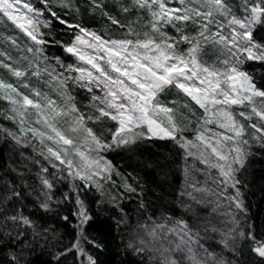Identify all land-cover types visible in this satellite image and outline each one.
<instances>
[{"label":"trees","instance_id":"16d2710c","mask_svg":"<svg viewBox=\"0 0 264 264\" xmlns=\"http://www.w3.org/2000/svg\"><path fill=\"white\" fill-rule=\"evenodd\" d=\"M23 1L43 13L38 17V32L45 43L36 45L21 30L0 20V46L12 57L10 62L14 66L22 64L20 67L27 68L30 63L26 64V58L39 56L37 66L40 69H54L64 77L79 75L67 71L68 65L75 67L76 64L74 56L65 51V46L73 42L78 32L68 25L78 24L105 40L144 39V33H150L146 27L151 19L150 13L131 8L130 0H97L103 4L102 10H94L91 0H71V7H63V0ZM241 2L229 0L237 16L242 15ZM169 5L181 7L178 0H171ZM124 7L131 11H122ZM49 8L59 20L51 16ZM108 16L118 20L119 24H113ZM60 20L66 23L62 24ZM130 28L132 32H129ZM182 28L183 34L197 37V25L189 23ZM163 31L171 37L180 35L171 25H165ZM253 36L256 42L264 44V24L255 26ZM8 37L14 38L16 45H12ZM27 46L32 47L33 55L27 51ZM190 46L187 42L180 43L178 50L186 52ZM35 49L42 51L37 54ZM22 50L25 59L18 55ZM224 51L222 45L201 40L199 58L218 66V61L229 58ZM239 68L252 77L258 89L264 90V62L245 60ZM0 77L19 83L13 76L9 77L5 69ZM48 78L46 74L42 75L40 88ZM49 90L46 89L52 96L59 97L56 91ZM66 91L80 113L93 117L92 120L86 119V127L91 128L103 144L112 145L98 153L110 163L111 171L97 185L81 180L68 168L60 169L53 161L56 158L41 144L18 145L6 134L17 133L13 129L14 122L8 118L11 115L9 109L0 97V264H80L74 247L79 239L83 251L95 264H161L164 257L150 247L133 243L131 232L141 223L176 226L178 221H185L193 233L199 234V243L191 245L198 255L203 257L206 252L212 253L215 261L222 264H264V257L253 251L256 244L250 238L264 242V139L249 127L250 123L256 122L255 118L248 122L237 115L245 125L241 139L247 141V145H243L247 158L237 173L239 200L243 208L237 209L235 202L229 199L237 194V189L221 184L219 170L210 166L216 162V157L206 160L193 153L189 155L179 141L180 138L192 141L205 150L209 158L213 155L196 139L199 132L204 131L206 137L217 139L221 137L214 133H233L214 122L205 126L204 110L175 86L159 94L158 99L169 106L170 101H176L180 106L183 116L178 113L177 123L181 131L177 133V139L141 135L135 143L127 145L113 143L112 134L118 127L116 121L109 118L95 120L100 101L93 97L103 98L102 89L87 81L68 79ZM185 104L187 108L182 107ZM231 111L238 114L250 109L232 106ZM163 126L167 127L166 122ZM143 131L144 127L134 129L136 134H143ZM89 145L93 147L90 141L86 146ZM234 146L228 141L221 145V149L227 153ZM88 153L97 156V151ZM45 179L52 185L50 189L43 184ZM194 188L211 191L196 192ZM78 200L89 217L80 229ZM44 204L48 207H42ZM13 216L17 217L16 221L10 219ZM20 217L27 218L30 223L24 224ZM230 229L234 232L225 237ZM225 239L227 246L222 243ZM174 258L178 264H187L184 253L175 254Z\"/></svg>","mask_w":264,"mask_h":264},{"label":"snow or ice","instance_id":"6c2138e0","mask_svg":"<svg viewBox=\"0 0 264 264\" xmlns=\"http://www.w3.org/2000/svg\"><path fill=\"white\" fill-rule=\"evenodd\" d=\"M170 2L171 0H130L131 8L144 9L150 13L151 19L146 24L150 33L145 32L144 39L104 40L95 32L78 24L68 25L78 32L73 42L65 46V51L90 66L68 65L67 71H75L79 74L76 77H64L62 73H55L54 69H40L38 66L29 71L32 68L31 63L29 69L14 66L10 62L12 57L8 52L0 50V68L7 70L18 81H22V84L17 86L0 78V94L11 103L12 112L21 117L19 121L21 125L25 123L23 117L26 114L32 113L36 116V123L43 127L30 128L29 131L39 136L41 142L46 139L56 145L55 148L48 147L51 156L61 164H67L69 169L73 168L74 160L67 157L69 155L79 157L82 166L91 174L80 175L78 172L75 174L80 175L81 180L91 181L93 176L111 171L110 163L103 161L98 153L99 150L110 148L112 145L103 144L96 133L86 127V119L92 120L93 117H85L76 108L72 97L66 91L67 80L87 81L96 87H102L104 97H93L94 100L100 101L97 106L99 114L95 120L109 118L118 122V127L112 134L113 143L117 145L135 143L141 135H147L149 138L177 139V133L181 131L177 123L178 113L183 116L180 106L176 101H170L171 106H169L158 99L159 94L170 86H175L203 109L206 117L210 115L216 122L222 120L219 127L233 133V135L214 133L213 135H218L221 139L212 143L205 136L204 131H201L196 139L216 157V162L210 166L219 170L221 184L237 189V194L229 199L235 202L237 209H242L237 173L244 167L247 158L246 149L243 147L247 145V141L241 139L245 133V125L237 119V115L248 122L255 118L256 122L250 123L249 127L254 133L261 134L260 139H264V90L258 89L252 77L241 71L239 65L245 60L264 62V44L256 42L253 36L255 26L264 24V0H242L239 6L242 9L240 16L235 14L229 0H178L181 7H169ZM91 4L94 10L103 9V4L98 3L97 0H91ZM62 6L71 7V0H63ZM48 11L52 17L59 20L55 12L50 8ZM122 11L130 12L131 9L124 7ZM0 14L12 21L16 28L36 45L45 43L41 38L42 34L38 32L40 24L38 17L43 13L37 12L30 3L23 0H0ZM104 15L108 14L104 13ZM108 19L113 24H119V21L111 16H108ZM59 22L66 23L63 20ZM189 23L198 26L199 39L183 34L182 26ZM165 25H171L180 35L169 36L163 31ZM212 25L217 27V31L207 36L206 33L210 32ZM225 28L230 30L227 36L222 34ZM129 32H132L131 28ZM85 36H90L92 39L86 40ZM7 39L12 45H16L17 41L14 38ZM201 40H211L213 44L222 45L226 50L223 54L229 58L218 61L219 66L204 64L199 58ZM184 42L191 46L186 52H180L178 46ZM85 48L92 49L95 54L85 51ZM28 51L32 52L33 49L28 48ZM37 51L42 50L37 49ZM101 52L103 55L100 54ZM44 74L49 77L45 83L58 93L59 101L39 87L40 78ZM30 77L37 78V86L30 83ZM53 84H55L54 88ZM20 87L27 89L28 94L21 91ZM187 106L185 104L182 107L187 108ZM232 106H243L250 111L234 114L231 111ZM8 118L15 119V115ZM164 122L167 127L163 126ZM204 123H213V120L206 118ZM141 125H146L147 133H134V129ZM89 141L95 145L90 151H97V158H92L84 150ZM228 141L236 146L229 148L227 153L216 146ZM182 146L188 149L199 147L192 141H184ZM191 154L189 152V155ZM201 158H204L203 153ZM93 168L96 171L93 172ZM42 182L49 189L52 187L48 180ZM194 191L211 190L194 188ZM192 198L196 199L195 196ZM77 203L80 204L79 215L82 217V223L86 222L89 217L83 203L79 200ZM42 207L47 208L48 205L44 204ZM10 219L16 221L17 217L13 216ZM20 219L24 224L30 223L25 217ZM165 227V225H157L150 234L156 237L157 229L163 232ZM167 231L175 234L179 240L174 249L165 248L164 253L186 251L187 264H222L215 261L212 253L206 252L202 257L193 250L191 245L199 243V234L193 233L185 221H178L175 227ZM232 232L234 229L225 233V237ZM240 235L244 234L240 233ZM250 238L256 244L253 251L258 256L264 257V243L257 242L255 237L250 236ZM222 243L227 246V239ZM74 247L78 248L79 244ZM88 262L95 264L91 257H88ZM161 264H178V261L172 256L165 255Z\"/></svg>","mask_w":264,"mask_h":264},{"label":"rangeland","instance_id":"374dc122","mask_svg":"<svg viewBox=\"0 0 264 264\" xmlns=\"http://www.w3.org/2000/svg\"><path fill=\"white\" fill-rule=\"evenodd\" d=\"M168 6L169 7H175V6H171V5H168ZM29 15H32V14H29ZM0 20L5 21L9 25L12 24L13 26H15L12 23V21L8 20L6 17H2V14H0ZM216 31H217V27H215V28L211 27L210 28V32L207 33V34L209 36H211V34L212 33H215ZM229 31L230 30L228 28H225V29L222 30V34L225 35V36H227V35H229ZM5 37H6V35H5ZM84 39L91 40L92 38L90 36H85ZM29 40H30V38H29ZM27 48H32V47L27 46ZM0 50H3V48L1 46H0ZM35 50H36L35 52L38 54L37 49H35ZM27 51H28V49H27ZM85 51H87L89 53H92V54H95L92 49L85 48ZM23 53L25 55V51L24 50H22V52L20 51L18 55L20 56V58L25 59L26 57H24ZM30 54L33 55V53H31V52H30ZM100 54L103 55L102 52ZM74 59H75L76 66L90 67L88 65L83 64V62L78 61V59H77L76 56H74ZM26 60H27V61H25L26 64H27V62L31 63L32 68L29 69V64H28V66L26 65L27 68H25V69H29V71H31L32 69H35L37 67L38 62L40 61V57L39 56H30V57L28 56V58H26ZM203 63L206 64V65H209L208 63H205V62H203ZM18 66H23V65L21 64V65H18ZM2 72H3V69L0 68V73H2ZM8 75L10 77V74L9 73H8ZM0 78L3 79V77H0ZM4 80L6 82H8V83L16 84L17 86H20L22 84V81H19V83H16L15 81H13L11 79H4ZM48 80H49V78L46 80V82ZM40 82L41 81H39V83ZM30 83L33 86H37V80H34L33 77H30ZM45 88L47 89V91L50 92V90H49L50 88H49V86L46 83L41 87V89L43 91H46ZM98 88L102 89V87H98ZM20 90L23 91L25 94H28V90L27 89H24L23 87H20ZM49 95H51V94L49 93ZM0 97L5 101L6 107L9 109L10 114L11 115H15V119H11V120L15 124V127H13V129H14V131H16L17 134L6 133L13 141H15L18 145L25 146V147L26 146H30V142L31 143H36V144H41L42 146H44L46 148V151H48V147H50V146L51 147H54V148L56 147V145L52 144V142L47 141L46 139L44 140V142H41V138L39 136H36L31 131H29L30 128H41L42 129V127H43L41 124H37L36 123V116L34 114H32V113L26 114L23 117V119L25 120V123L23 125H21L20 122H19L20 119H21V117L19 115H17V114H15V113L12 112V107L13 106L11 105V103L8 100L4 99L2 94H0ZM52 97L53 98H56L54 96H52ZM56 99L59 101L60 97H58ZM207 118L212 119L213 122L216 123L218 126H219V123L220 122H223L222 120L220 122H216L215 121V118L214 117H211L210 115H208ZM205 126H207V125L205 124ZM140 127H144V132H145V130L147 131L146 125H141ZM215 130H218V129H215ZM224 130L227 131V129H224ZM220 131H222V130H220ZM213 132H214V130H213ZM224 134L232 135V134H229V133H226V132ZM209 140H210V142L215 143V141L217 140V138H209ZM179 141L182 144L186 140L180 138ZM216 146L219 147V148H221V145H216ZM92 148H95V145L94 144H93V147L90 146V145L89 146H85L84 147V150H85L86 153H88V152H92V151H90V149H92ZM186 150H188L189 152L197 155L200 158H201V153H203V157H204L203 159H206V160L210 159L211 157H215V156H210L209 158H207V155L205 153V150H203L202 148H192V149L186 148ZM207 151L211 154L210 149H207ZM88 154L92 158H97V156H95V155L93 156L90 153H88ZM67 159H74L76 161L77 160H79V161H78V163L76 161H74V166H73L72 169H69L68 166H67V164H61L60 161H58L56 159L53 160V161L55 162V164L57 166H59L60 169L67 170V168H68V170H70L71 174H73V175H75V173H77V172L80 175H89V174H91L87 168H84L82 166L79 157H75V156L69 155L67 157ZM92 171L94 172V171H96V169L93 168ZM108 173L109 172H105V173H102L100 176H93V179L91 180V182H93V183H95V184L98 185V183L101 182L102 179H105L106 178V176H107ZM79 209H80V207H79ZM79 209H78V212H77V216H78L79 229H80V227L83 225L84 222L82 223V217L79 215ZM157 225H165L166 227H165V230L163 232H161L159 229H157V235H156V237H153L150 233L152 232V230L154 228H156ZM173 227H175V225H173V224H167V223H154V224H151V223H148V224L141 223V224H137L136 227H134V229L132 230L131 237L130 238H131V241L133 243H135L137 245L141 244V245H143L145 247H150L154 251L159 252L162 257H164V255H169V256L174 257L175 254H177V255L180 256L183 253H184V257H186V255H187L186 251L183 252V253H181V252L164 253V249L165 248H172V249H174L175 248V244L179 240V238L175 234L170 233V232L167 231V229L173 228ZM261 243H264V242H261ZM77 244H79V247L78 248L75 247V248H76V251H77V253L79 255L80 264H89V262H88V257L89 256L83 251L82 246H81V240L80 239L77 241L76 245ZM193 250L195 251V248ZM184 259H186V258H184Z\"/></svg>","mask_w":264,"mask_h":264},{"label":"crops","instance_id":"0c3cea01","mask_svg":"<svg viewBox=\"0 0 264 264\" xmlns=\"http://www.w3.org/2000/svg\"><path fill=\"white\" fill-rule=\"evenodd\" d=\"M117 124H118V123H117ZM142 133L145 134V133H147V131L145 130V132L143 131ZM144 136H145V135H144ZM146 136H147V135H146ZM147 137H148V136H147Z\"/></svg>","mask_w":264,"mask_h":264}]
</instances>
